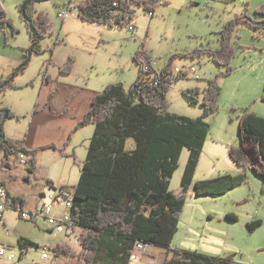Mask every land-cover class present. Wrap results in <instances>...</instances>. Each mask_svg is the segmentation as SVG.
<instances>
[{
  "label": "rangeland",
  "instance_id": "1",
  "mask_svg": "<svg viewBox=\"0 0 264 264\" xmlns=\"http://www.w3.org/2000/svg\"><path fill=\"white\" fill-rule=\"evenodd\" d=\"M77 1L37 0L34 6L37 13L46 14L51 23V35L42 42L45 51L34 55L31 65L17 77L15 84L19 88L0 95L1 105L10 107L21 117L20 121L8 122V133L24 141L27 148L46 144L64 147L71 131L90 110L94 96L110 84L123 83L129 90L136 82L140 68L134 56L140 49L148 54L157 73L170 63L173 71L187 70L188 74L169 87V108L172 113L188 118L202 117L200 103L204 101L208 81L225 69L208 54L195 57L188 54L197 49L220 48V31L241 14L256 21L264 18L255 14L264 0H161L154 16L142 7H135L132 24L112 29L82 23ZM21 2L23 0H2L7 18L17 32L14 34L9 27L0 31L18 54L31 44L27 26L17 8ZM66 9L70 16L63 20L59 13ZM232 46L235 51L231 62L233 72L218 79L221 89L218 111L205 119L210 131L193 185L187 191L181 187L189 159L187 149H183L179 168L171 179L172 192L185 201L172 247L211 257L233 256L241 264H264L262 178L251 171L246 173L229 156V148L241 144L240 116L250 111L264 118V35L261 28L240 24ZM18 65L14 56L9 59L0 54V79L8 78ZM69 66L71 72L66 73ZM178 74L174 72L175 76ZM192 89L199 90L196 106H189L183 96L184 91ZM37 106L41 112L30 128ZM94 129V125L78 128L64 155L56 150H40L37 157L39 175H50L56 180V186L67 185L68 190L61 188L62 191L73 196ZM133 145L130 141L128 147ZM225 175L246 177L244 182L218 196L194 194L197 182ZM229 216L236 219L231 220ZM257 219L262 224L251 231L247 225ZM66 233L65 227L55 226L50 232L41 222L22 220L20 212L12 208L4 216L0 242L13 246L21 264L39 262L41 248L68 245L75 256H63L60 264H77L82 261V247L74 236ZM20 240H30L36 246L23 249ZM165 258L166 250L155 248L141 264H163ZM0 264L12 263L2 259Z\"/></svg>",
  "mask_w": 264,
  "mask_h": 264
},
{
  "label": "trees",
  "instance_id": "2",
  "mask_svg": "<svg viewBox=\"0 0 264 264\" xmlns=\"http://www.w3.org/2000/svg\"><path fill=\"white\" fill-rule=\"evenodd\" d=\"M36 2L23 0L17 6L31 44L23 51L22 63L8 78L0 79V95L17 88V77L31 65L34 55L45 51L42 42L51 35V23L46 14L37 13ZM160 4L161 0H78L76 8L82 23L122 29L132 24L135 7H142L154 16ZM255 14L264 17V5ZM242 23L254 29L264 28V18L256 21L241 14L220 31V48L197 49L188 54L191 57L208 54L225 69L208 81L204 101L200 103L202 117L188 118L170 111L169 87L188 72L180 70L175 76L176 70L173 71L170 63L157 73L142 49L134 56L140 69L129 90L123 83L110 84L92 98L90 110L76 128L89 125L96 128L73 193L72 215L78 227L84 230L80 238L82 261L77 264H132V251L138 243L166 250L163 264H241L233 256L211 257L172 247L185 201L172 192L171 179L179 168L183 149H187L189 159L181 187L187 191L193 185L210 131L205 119L218 111L221 95L218 79L233 72L231 62L235 51L232 42L236 28ZM6 27L14 34L17 32L0 0V31ZM70 67L66 73L71 72ZM198 95V89L183 92L189 106L199 104ZM14 119L21 117L0 103V145L3 147H15L14 140L6 138L4 131L6 124ZM239 132L241 144L229 148V156L246 173L251 171L262 178L264 194V118L245 111L239 118ZM130 141L134 142L132 148L128 147ZM44 149L60 151L64 155L63 149L55 145L25 151L31 156L32 170L37 165L39 151ZM245 177L225 175L197 182L194 194L218 196L244 182ZM23 202L14 198L15 209H23ZM228 218L236 219L234 216ZM261 224L262 221L257 219L247 226L255 231ZM20 244L23 249L36 246L30 240H20ZM54 249L60 257L75 256L68 245L58 244Z\"/></svg>",
  "mask_w": 264,
  "mask_h": 264
},
{
  "label": "crops",
  "instance_id": "3",
  "mask_svg": "<svg viewBox=\"0 0 264 264\" xmlns=\"http://www.w3.org/2000/svg\"><path fill=\"white\" fill-rule=\"evenodd\" d=\"M3 35H0V47L3 46V48L1 47L2 49L0 50V54L9 57V59L12 58V56H14L16 64L22 63L24 50L21 51L20 54L16 53L14 51L15 48L8 45V41H7L8 38L7 37H6L7 39L4 38ZM10 53H16V54L10 56L9 55ZM40 112L41 110L37 106L36 110L33 111L32 114V118L30 121V128L36 124ZM6 126H8V123L6 124ZM6 126L4 128L5 136L8 139L14 140L15 147L6 148L0 145V181L8 185L10 195L13 198L22 199L24 201L23 209L32 212L37 208H39V206L42 204V202H44V200L46 199L47 195L50 192L58 188L68 190V186L67 185L56 186V180L50 177V175L48 174L44 176H40L39 175L40 168L38 166V163L35 166L34 170H32L31 164L29 162V158L31 156L26 154L25 151H30V150L34 151L40 147L34 149L27 148L24 141H19L16 137H12L13 135H10L8 133ZM77 127L78 125L76 126V128ZM76 128H74L69 134L68 142L65 143L64 147L58 148L56 145L55 146L60 150L63 149L64 152L67 146L69 145V143H71L72 136L77 130ZM21 155H25L24 160L27 161V163L25 164L21 163L20 161ZM39 222L42 223L43 227L46 228L47 231L50 232L54 231L56 224L48 222L46 220H41ZM53 264H60V260L58 259Z\"/></svg>",
  "mask_w": 264,
  "mask_h": 264
},
{
  "label": "built area",
  "instance_id": "4",
  "mask_svg": "<svg viewBox=\"0 0 264 264\" xmlns=\"http://www.w3.org/2000/svg\"><path fill=\"white\" fill-rule=\"evenodd\" d=\"M70 13L68 9L65 12H60L59 17L61 19L69 18ZM151 16V14H150ZM133 27L130 30L133 31ZM261 33L264 35V28L261 29ZM180 69H176V72ZM0 137V143H1ZM25 155L20 156L21 163L25 164L27 161L24 160ZM74 199L73 196L66 191H62L61 188L55 189L50 192L44 202L34 211H27L25 209H19L20 219L31 222H39L41 220H46L48 222L56 224V226L65 227L67 230V235L74 236L75 240L79 243L81 234L84 230L79 228L72 215ZM16 208L14 205V198L10 195L8 185L0 181V231L4 227V216L9 209ZM77 231H81L80 234ZM78 234V235H77ZM55 247H44L41 248V260L33 264H53L58 259H61L54 249ZM40 249V248H39ZM155 247L138 243L135 246L134 251H132L131 261L141 264L143 259L147 257ZM6 259L12 264H21V258H18L13 251V246L7 243L0 242V260Z\"/></svg>",
  "mask_w": 264,
  "mask_h": 264
}]
</instances>
